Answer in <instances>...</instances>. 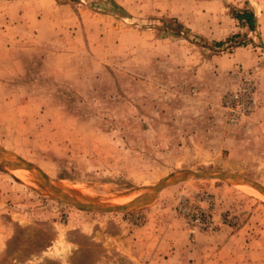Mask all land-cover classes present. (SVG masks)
I'll return each instance as SVG.
<instances>
[{
	"label": "rangeland",
	"instance_id": "rangeland-1",
	"mask_svg": "<svg viewBox=\"0 0 264 264\" xmlns=\"http://www.w3.org/2000/svg\"><path fill=\"white\" fill-rule=\"evenodd\" d=\"M253 115L264 0H0V264H110L161 240L264 264Z\"/></svg>",
	"mask_w": 264,
	"mask_h": 264
},
{
	"label": "crops",
	"instance_id": "crops-1",
	"mask_svg": "<svg viewBox=\"0 0 264 264\" xmlns=\"http://www.w3.org/2000/svg\"><path fill=\"white\" fill-rule=\"evenodd\" d=\"M251 10L249 12H252L254 18H256L255 12ZM246 124L250 128L247 127L244 130L245 132H247V130H253L254 132L255 130H261V133H264V122L259 121V119L255 117V115H253L250 121H248ZM227 139L228 138L226 137V140ZM250 139H252V137H250ZM247 153L249 152L246 151L244 145V149L240 151V154H238V156H245ZM162 241L164 240H161V242L156 246V248H154L150 252H148V247H146L145 244H134L136 248H140V250L138 251L136 249L134 250L133 245H123L114 248L112 250L114 252L113 260L110 261V264H202L201 261H196L198 259H196L194 255V253L196 252L195 247L189 246L188 248L183 250L184 245L178 246L166 244L163 246Z\"/></svg>",
	"mask_w": 264,
	"mask_h": 264
},
{
	"label": "built area",
	"instance_id": "built-area-1",
	"mask_svg": "<svg viewBox=\"0 0 264 264\" xmlns=\"http://www.w3.org/2000/svg\"><path fill=\"white\" fill-rule=\"evenodd\" d=\"M179 208L182 211V213H187V214L189 213V209L188 210L185 209L183 205L180 204ZM188 220L193 227H196L198 229H206L207 226H209L210 224V220L207 217V215L200 211H193V213L189 215Z\"/></svg>",
	"mask_w": 264,
	"mask_h": 264
},
{
	"label": "trees",
	"instance_id": "trees-1",
	"mask_svg": "<svg viewBox=\"0 0 264 264\" xmlns=\"http://www.w3.org/2000/svg\"><path fill=\"white\" fill-rule=\"evenodd\" d=\"M234 18L238 21L240 25L245 26L250 30L254 29L255 19L253 13L247 10L240 11L234 15ZM219 45H221V43H219Z\"/></svg>",
	"mask_w": 264,
	"mask_h": 264
}]
</instances>
